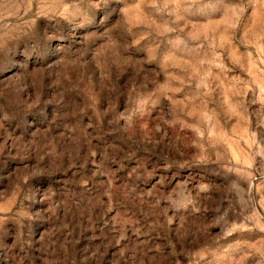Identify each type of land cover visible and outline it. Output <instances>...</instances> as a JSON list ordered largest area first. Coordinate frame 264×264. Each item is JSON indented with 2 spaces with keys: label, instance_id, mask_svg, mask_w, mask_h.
Segmentation results:
<instances>
[{
  "label": "clouds",
  "instance_id": "1",
  "mask_svg": "<svg viewBox=\"0 0 264 264\" xmlns=\"http://www.w3.org/2000/svg\"><path fill=\"white\" fill-rule=\"evenodd\" d=\"M162 128L183 150L129 175L199 218L176 264H264V0H0V232L34 221L33 181L102 156L94 141L127 143L123 165Z\"/></svg>",
  "mask_w": 264,
  "mask_h": 264
},
{
  "label": "rangeland",
  "instance_id": "2",
  "mask_svg": "<svg viewBox=\"0 0 264 264\" xmlns=\"http://www.w3.org/2000/svg\"><path fill=\"white\" fill-rule=\"evenodd\" d=\"M184 136V132L162 128L151 142H144L146 147L134 159L121 165L120 157L129 145L106 135L94 141L102 156L91 160L84 155L81 165L66 170L58 180L40 177L33 181L35 219L0 232V264H176L185 237L195 230L199 218L178 216L163 202L152 208L144 193L154 181L134 183L129 174L139 164L149 171L162 166L164 157L172 158L183 150ZM101 164L103 169L98 168ZM53 175L49 170L48 177ZM110 178L120 189L111 199L105 194L112 191ZM188 198L183 185H177L169 197L175 208ZM240 202L244 203L243 197ZM224 207H228L227 200Z\"/></svg>",
  "mask_w": 264,
  "mask_h": 264
}]
</instances>
